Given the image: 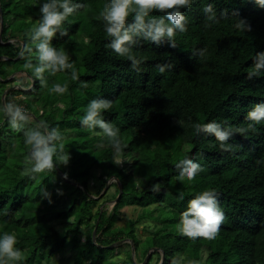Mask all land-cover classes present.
Segmentation results:
<instances>
[{"label":"trees","instance_id":"1","mask_svg":"<svg viewBox=\"0 0 264 264\" xmlns=\"http://www.w3.org/2000/svg\"><path fill=\"white\" fill-rule=\"evenodd\" d=\"M42 2L0 0V105L15 98L30 118L23 130H13L0 113V233L17 237L23 259L15 264H51L68 248L74 264H117L113 258L121 250V264H150L153 257L157 264H264V122L256 125V133L236 134L228 152L214 137L194 135L190 127L211 120L246 127V113L264 103V76L248 79L254 55L264 52V9L253 0H205L214 12L229 15L205 31L203 3L197 0L182 10L188 31L176 35L177 47L140 41L133 52L142 63L133 68L126 57L105 47L110 38L99 13L107 0H80L86 7L64 22L68 35L57 33L52 41L71 57L79 80L72 81L68 71L45 73L48 83L42 86L26 67L36 63L30 31ZM233 17L246 20L251 30L237 31ZM198 48L205 55L190 60ZM10 76L11 82L23 79L11 85ZM56 83L67 84L68 91L51 92ZM97 98L112 101L103 116L120 128V156L132 159L126 171L114 164L118 155L106 137L80 126L86 105ZM40 122L64 132L71 159L67 166L30 177L23 171L31 151L23 131ZM193 157L205 171L192 181H177V162ZM156 184L160 188L154 192ZM213 189L225 217L217 235L211 240L182 236L180 214L188 201ZM177 192L185 194L183 201L175 199ZM64 198L68 209L52 216ZM125 206L138 211L120 226ZM69 217L72 223L66 222ZM52 220L63 221L66 230L58 233Z\"/></svg>","mask_w":264,"mask_h":264},{"label":"clouds","instance_id":"2","mask_svg":"<svg viewBox=\"0 0 264 264\" xmlns=\"http://www.w3.org/2000/svg\"><path fill=\"white\" fill-rule=\"evenodd\" d=\"M197 0H107L103 10L99 13V19L103 21L104 32L109 37L105 45L120 57H126L133 68L142 63V58L137 59L133 52L140 41L150 42L156 46L167 42L170 47L176 48L175 37L178 33L188 31V18L183 9H190ZM261 9H264V0H253ZM200 8L204 18L202 28L207 31L210 25L229 18L225 10L219 13L213 11L210 3L202 0ZM39 20L30 31L31 41L35 46L36 63L29 62L26 67L33 70V74L42 86H47L45 73L55 76L58 72L68 71L72 81L79 80L78 70L75 68L71 57L64 50L53 46L52 41L59 33L67 36L68 31L63 27L69 17H75L86 7L80 0H43L39 4ZM158 11L163 15H151ZM131 16V22L129 17ZM234 28L242 33L250 31L246 20L233 17ZM2 25V24H1ZM32 51L31 48L28 49ZM205 55V49H193L189 59L198 60ZM251 71L248 79L264 76V52H258L253 57ZM168 66H159L160 72H164ZM13 76L8 77L10 80ZM86 86V84H85ZM51 92L64 94L68 91L67 84H53ZM112 107V101L105 98H97L89 101L84 114L80 118V126L91 135L107 138L108 146L114 155H123L124 146L120 139V128L111 122H107L103 113ZM0 113H3L8 124L13 130H23L30 119L25 114L22 105L15 102V98L0 105ZM247 126L233 128L226 123L211 120L200 124L193 122L190 127L194 135L201 133L214 137L222 151L228 152L233 145L229 144L236 134L241 136L249 132L256 133V125L264 122V103L254 105L246 113ZM183 124V121H177ZM99 130V131H97ZM24 143L30 146L31 151L25 160L23 169L25 174L34 177L36 174L53 170L60 164L67 166L71 157L64 150L63 141L66 139L64 132L59 127H49L45 122H40L35 127L23 131ZM178 169L175 179L194 180L205 168L192 159H183L177 162ZM65 178H67L65 176ZM159 184L153 186L152 191H158ZM45 197L49 194L43 190ZM185 194L177 192L175 199L183 201ZM224 213L219 207L218 194L213 190H205L196 194L187 203V207L180 214V234L192 240L197 238L214 239L220 225L224 220ZM18 241L14 233H0V264H15L23 259V252L16 247ZM194 264V262H193Z\"/></svg>","mask_w":264,"mask_h":264},{"label":"rangeland","instance_id":"3","mask_svg":"<svg viewBox=\"0 0 264 264\" xmlns=\"http://www.w3.org/2000/svg\"><path fill=\"white\" fill-rule=\"evenodd\" d=\"M39 20V19H38ZM38 20H36V23H37V21ZM11 20L10 19H8L7 20V22L5 23V25L7 26V23L8 22H10ZM23 78H20V77H18V81H16V82H11L10 80H9V83L11 84V85H14V84H19V82L22 80ZM24 81H26V79H24ZM12 87V86H11ZM12 89V88H11ZM10 90V89H9ZM8 91V90H7ZM58 106L59 107H61V108H63L64 107V105L63 104H58ZM23 107V106H22ZM23 109H24V111H25V113H26V108L25 107H23ZM2 132H4V131H2ZM2 137L4 138V137H6V134H2ZM2 138V139H3ZM26 158V157H25ZM132 162V159L131 158H123L122 156H120V155H118L117 157H115V159H114V164L116 165V167H118L119 169H123L124 171H126L125 169L128 167V165L130 164ZM43 173H45L46 174V172H43ZM20 175H22V173H20ZM138 184H137V186H140L141 185V182L139 183V181L137 182ZM92 182L90 181L89 183H88V185L89 186H92ZM113 189H111V190H109V192H108V194H113ZM44 194V193H43ZM44 196V198H46L45 197V194L43 195ZM65 201H66V198H64L62 201H60V203L57 205V211L55 212V213H53V214H51L52 216L53 215H55L56 213H59V212H63V211H65V210H67L68 209V205L67 204H65ZM137 208H134V207H132V206H125V207H123V208H121L120 209V214H119V220H118V222H117V224L118 225H123V223L125 222V221H128L129 219H135L136 218V213H137ZM50 214H47V216H49ZM66 222L67 223H72L73 222V217H69V218H67V220H66ZM52 224H53V226H54V228L57 230V232L58 233H63L65 230H66V225L64 224V222L63 221H61V220H52ZM137 233L142 237L143 235H145L144 234V232H143V229H142V226L140 225V226H138L137 227ZM85 234L84 233H82V236H81V241H84V239H85V235L87 234V231H86V229H85ZM116 245L117 244H115V246L114 247H116ZM119 245H122L121 243L119 244ZM154 252V251H153ZM71 255H72V252H71V250L68 248V249H66L65 250V252L63 253V254H61V255H58V256H56L55 258H54V260H52V263L51 264H74V262L72 261V259H71ZM149 255V256H148ZM147 255V258H149L150 257V254H148ZM206 254H205V252H203V251H201L200 253H199V257H200V260L201 261H204V259H205V256ZM113 258V257H112ZM115 261H116V263L117 264H121L122 262H123V260L125 259V253H124V251L123 250H121V251H117L116 253H115V256H114V258H113ZM176 256H175V258L173 259L174 261H176ZM158 259H157V261H156V258H152V261L150 262V264H157L158 263ZM146 262V260H144L142 263H139V264H144ZM84 264H88L87 262L86 263H84Z\"/></svg>","mask_w":264,"mask_h":264},{"label":"water","instance_id":"4","mask_svg":"<svg viewBox=\"0 0 264 264\" xmlns=\"http://www.w3.org/2000/svg\"><path fill=\"white\" fill-rule=\"evenodd\" d=\"M1 24H2V19L0 18V26H1ZM0 29H1V27H0ZM119 196V195H118ZM94 233H95V229H94V231H93V236H94Z\"/></svg>","mask_w":264,"mask_h":264}]
</instances>
